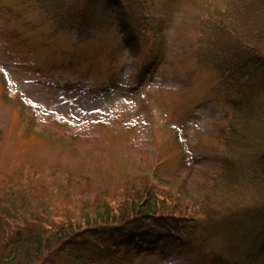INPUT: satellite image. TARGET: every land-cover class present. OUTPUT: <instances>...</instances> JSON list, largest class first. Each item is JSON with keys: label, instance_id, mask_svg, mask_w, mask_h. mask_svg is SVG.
Masks as SVG:
<instances>
[{"label": "rangeland", "instance_id": "1", "mask_svg": "<svg viewBox=\"0 0 264 264\" xmlns=\"http://www.w3.org/2000/svg\"><path fill=\"white\" fill-rule=\"evenodd\" d=\"M226 1L146 0L148 29L131 50L103 11L79 35L56 29L37 0H0V195L19 184L34 209L66 205L73 216L140 191L194 209L216 192V203L228 190L211 176L232 109L197 50L200 21ZM200 218L183 244L130 246L95 264H211L227 255L225 234H206Z\"/></svg>", "mask_w": 264, "mask_h": 264}, {"label": "trees", "instance_id": "2", "mask_svg": "<svg viewBox=\"0 0 264 264\" xmlns=\"http://www.w3.org/2000/svg\"><path fill=\"white\" fill-rule=\"evenodd\" d=\"M37 2L56 29L76 28L79 35L94 30L92 18L103 11L118 22L131 50L148 29L146 0ZM206 14L199 23L198 62L219 74L232 109L220 132L219 169L211 177L228 190L218 192L216 203V192L203 197L200 209L180 207L172 195L163 203L154 193L140 191L126 205L94 204L73 216L66 205L34 209L20 185L12 184L0 195V264H95L103 257L113 263L130 246L143 250L172 238L179 241L204 225L198 220L202 216L211 227L202 228L205 233L225 234L219 246L227 255L221 253L217 264H264V0H227ZM249 238L257 243L244 245Z\"/></svg>", "mask_w": 264, "mask_h": 264}]
</instances>
